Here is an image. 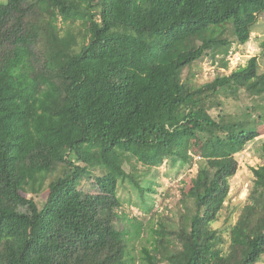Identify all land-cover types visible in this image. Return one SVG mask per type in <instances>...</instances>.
<instances>
[{
	"label": "trees",
	"instance_id": "16d2710c",
	"mask_svg": "<svg viewBox=\"0 0 264 264\" xmlns=\"http://www.w3.org/2000/svg\"><path fill=\"white\" fill-rule=\"evenodd\" d=\"M263 15L264 0L0 3V264H263L264 142L228 239L214 227L264 133L259 55L225 73ZM205 59L225 71L199 82ZM165 161L197 174L138 263L119 192L145 199Z\"/></svg>",
	"mask_w": 264,
	"mask_h": 264
},
{
	"label": "rangeland",
	"instance_id": "374dc122",
	"mask_svg": "<svg viewBox=\"0 0 264 264\" xmlns=\"http://www.w3.org/2000/svg\"><path fill=\"white\" fill-rule=\"evenodd\" d=\"M7 0H0L4 3ZM264 41V15L260 18L255 26V32L252 34V39L246 47L234 45L231 49L234 55L230 61L229 68H219L220 71L229 73L232 65L236 66L239 62L245 65L249 57L259 55L260 71H264V47H261V42ZM240 47V46H239ZM230 51V52H231ZM238 52V54H237ZM230 55V54H229ZM231 56V55H230ZM234 70V67H232ZM217 65L213 64L210 59L202 61L201 70L198 65L192 68V72L196 74V79L199 82L211 80L219 71ZM188 70H185V74ZM216 114V112H214ZM264 142V133H262L255 141L251 142L246 149L237 154L239 168L236 175L231 179V187L227 207H225L217 221L214 222V227L220 231V234L228 239V229L231 223H234L243 207V202L246 199L249 190L254 180L253 169L258 168L262 164L261 153L262 144ZM193 156V153H190ZM260 160V161H257ZM197 174V166L195 163L184 164L178 163L173 166L171 162L165 161L161 166L156 167L145 180L144 184L152 187V190L145 192V199L140 195L137 189L124 188L120 189L119 194L123 198L124 204L119 211H123L126 219L119 220L121 228H128L134 232L136 226L142 224L140 236L132 238L131 246L134 247V252L137 255L138 263L140 250L143 246H152L153 230L157 227L158 220L162 217L173 220L178 213L182 204L180 198L182 196V188H186L191 178ZM53 176L47 179V183ZM40 201L43 195H40ZM264 264V261H263Z\"/></svg>",
	"mask_w": 264,
	"mask_h": 264
},
{
	"label": "built area",
	"instance_id": "2783aa9c",
	"mask_svg": "<svg viewBox=\"0 0 264 264\" xmlns=\"http://www.w3.org/2000/svg\"><path fill=\"white\" fill-rule=\"evenodd\" d=\"M229 54H230L231 56L228 55V59L231 61V60L233 59V56H232V55H234V54H233L232 51H231ZM237 54H238V52H237ZM237 63H238V64H237L236 66H234V65H232V62H231V66H230V67H231V71L233 70L232 67H234V70H235V69H237V68L239 67V65H241V63H239V62H237ZM229 69H230V68H229ZM231 71H230V72H231ZM257 161H260V160H257ZM258 167H259V166H258Z\"/></svg>",
	"mask_w": 264,
	"mask_h": 264
}]
</instances>
